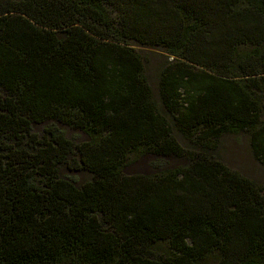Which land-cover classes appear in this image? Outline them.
Returning <instances> with one entry per match:
<instances>
[{"label":"trees","instance_id":"obj_1","mask_svg":"<svg viewBox=\"0 0 264 264\" xmlns=\"http://www.w3.org/2000/svg\"><path fill=\"white\" fill-rule=\"evenodd\" d=\"M132 42L169 55L161 100L196 144L259 122L264 0H0V264H264V186L176 142ZM250 143L264 163V125ZM129 153L189 164L125 175Z\"/></svg>","mask_w":264,"mask_h":264},{"label":"rangeland","instance_id":"obj_2","mask_svg":"<svg viewBox=\"0 0 264 264\" xmlns=\"http://www.w3.org/2000/svg\"><path fill=\"white\" fill-rule=\"evenodd\" d=\"M116 13L112 12L114 16ZM131 46L143 62V76L147 85L151 89V101L154 103L158 112L164 116L172 127V134L176 142L186 151H191L203 158H214L224 164L229 170L235 171L240 175L248 178L257 186H264V163L256 158L251 148V132L264 125V87L254 92L257 101V113L259 122L253 127L233 128L223 130L212 144L198 145L194 141L193 136L181 132L171 117V114L164 107L159 90V76L162 67L170 59L169 55L158 48L142 47L136 42H132ZM56 126L66 138L70 139L73 144L84 140H89L88 135L78 129L70 128L64 124L55 121H47L40 124H32V132L40 138L48 126ZM195 155V156H196ZM189 164L188 157L166 156L160 157L149 153H129L122 168L125 175L142 174L153 175L155 172L174 169L179 166H187ZM58 174L60 177L72 179L77 185H81L85 181L91 179L92 175L87 171H71L65 165L58 166ZM153 254L155 257H166L169 250L165 243H159L153 246ZM216 256L214 252L208 254L203 264H215Z\"/></svg>","mask_w":264,"mask_h":264}]
</instances>
